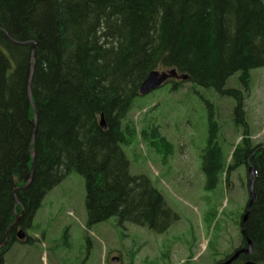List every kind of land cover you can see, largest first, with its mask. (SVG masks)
Instances as JSON below:
<instances>
[{
    "label": "trees",
    "instance_id": "1",
    "mask_svg": "<svg viewBox=\"0 0 264 264\" xmlns=\"http://www.w3.org/2000/svg\"><path fill=\"white\" fill-rule=\"evenodd\" d=\"M258 67L262 0H0V264L20 242L18 228L31 227L44 195L70 171L85 181L87 226L115 217L161 233L178 219L145 174L130 172L123 149L137 136L129 112L140 84L152 70L172 69L186 78L162 85L190 81L234 101L241 138L229 159L208 112L206 192L227 185L239 167L255 172L247 176L253 200L239 219L240 243L215 264L247 240L250 255L231 264H264V142L250 139L244 110ZM149 128L141 136L163 144Z\"/></svg>",
    "mask_w": 264,
    "mask_h": 264
},
{
    "label": "rangeland",
    "instance_id": "2",
    "mask_svg": "<svg viewBox=\"0 0 264 264\" xmlns=\"http://www.w3.org/2000/svg\"><path fill=\"white\" fill-rule=\"evenodd\" d=\"M171 84L135 99L129 116L137 136L123 149L130 172L145 174L178 219L161 233L120 226L115 217L87 226L85 181L70 171L44 195L27 238L11 245L2 264H215L239 245V219L249 196L247 168H237L227 185L221 180L207 192L201 169L209 111L221 127L228 159L241 138L232 124L234 101L190 81L175 90ZM244 96L250 139L264 142V67L251 70ZM152 124L163 144L141 136Z\"/></svg>",
    "mask_w": 264,
    "mask_h": 264
},
{
    "label": "water",
    "instance_id": "3",
    "mask_svg": "<svg viewBox=\"0 0 264 264\" xmlns=\"http://www.w3.org/2000/svg\"><path fill=\"white\" fill-rule=\"evenodd\" d=\"M170 77H180L182 79L186 78L185 75H179L178 76L174 69H172L170 71H167V72H165V71H161L160 72L158 70H152V71H150L148 73L146 78L140 84V86H139V94L140 95L148 94L149 92H151V91L155 90L156 88L160 87ZM31 154L33 156L32 143H31ZM248 174L252 178L254 177L255 172H254L253 167L249 168ZM252 180L253 179H251V181L248 184L249 196H251V200L249 201V203L247 205V208H249V206H250V204H251V202L253 200ZM28 183H29V181L24 186H22V189L25 188L28 185ZM245 219H246V214H244L243 217H242L243 222H244ZM16 237L19 240H23L25 238V231H23L22 229H18L17 233H16ZM5 244H6V241L4 242L3 245H5ZM251 251H252L251 242L249 240H247V246L236 250L229 258L219 262L218 264H231L238 257L239 254L250 255ZM111 261H112V263H116L117 262V258L114 257V258L111 259ZM242 264H258V263L253 261L252 259H247Z\"/></svg>",
    "mask_w": 264,
    "mask_h": 264
},
{
    "label": "flooded vegetation",
    "instance_id": "4",
    "mask_svg": "<svg viewBox=\"0 0 264 264\" xmlns=\"http://www.w3.org/2000/svg\"><path fill=\"white\" fill-rule=\"evenodd\" d=\"M19 229V228H18ZM25 239H26V236H25ZM20 241H23V240H20Z\"/></svg>",
    "mask_w": 264,
    "mask_h": 264
}]
</instances>
